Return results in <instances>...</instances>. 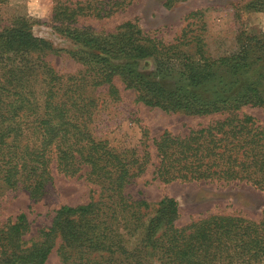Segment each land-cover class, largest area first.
<instances>
[{"label":"trees","instance_id":"obj_1","mask_svg":"<svg viewBox=\"0 0 264 264\" xmlns=\"http://www.w3.org/2000/svg\"><path fill=\"white\" fill-rule=\"evenodd\" d=\"M130 1L56 4L52 21L72 23L84 10L106 18ZM244 10L264 13V0ZM209 11L189 12L169 42L130 21L100 35L63 27L73 51L33 36L26 16L0 19V188L22 190L33 204L52 170L94 187L86 203L53 210L49 226L26 240L24 213L1 225L0 264H44L52 250L59 264H264V208L258 222L214 214L176 228L172 198L149 204L123 194L147 166L162 184L237 183L264 194V125L242 112L264 108V31L212 38ZM60 52L79 65L76 73L58 75L43 60ZM115 79L145 107L211 119L151 139L152 158L143 128L137 145L111 146L107 136L130 114Z\"/></svg>","mask_w":264,"mask_h":264},{"label":"rangeland","instance_id":"obj_2","mask_svg":"<svg viewBox=\"0 0 264 264\" xmlns=\"http://www.w3.org/2000/svg\"><path fill=\"white\" fill-rule=\"evenodd\" d=\"M97 1L105 0H7L0 7V19L8 20L13 15L26 16L33 36L47 41L53 49L63 51L75 49L73 43L60 34L63 27L100 35L114 33L117 26L130 21L136 23L142 32L153 33L164 42H169L184 27V17L189 12L202 9L211 10L205 14L204 23L205 33L212 38H231L241 30L252 34L264 31V13L244 10L249 0H131L122 10L106 18H96L84 10V15L75 17L72 23L52 21L53 7L56 4L61 8L77 6L88 9L97 6ZM43 60L58 75H71L79 69V65L63 52L57 55L46 54ZM113 84L123 106L130 114L107 136L111 146L137 145L140 139L139 129L143 128L148 134L146 144L152 158L151 139L157 138L164 131L173 135H184L188 129L204 125L211 119L150 109L134 102L132 92L123 90L118 80L115 79ZM94 95L101 99L103 94L101 90H97ZM242 112L251 116L258 124L264 125V108H244ZM134 118L137 122L133 121ZM151 171L152 168L147 166L141 176L123 189V194L130 200L142 199L149 204H154L163 197L172 198L177 205V218L174 222L176 228L214 214L237 216L253 222L261 219L264 194L248 185L214 182L162 184L152 180ZM93 189L83 179L65 178L53 170L43 197L33 204L22 190L0 188V227L7 221H12L17 214L24 213L29 223V232L24 237L26 240L34 235L36 229L49 226L53 210L63 205L86 203ZM153 209L154 206L145 214V220L153 214ZM123 238L125 240L126 236ZM124 243L130 248L128 243L133 244L134 239L129 238ZM149 261L150 264H157L151 259ZM44 264H59L54 250Z\"/></svg>","mask_w":264,"mask_h":264}]
</instances>
